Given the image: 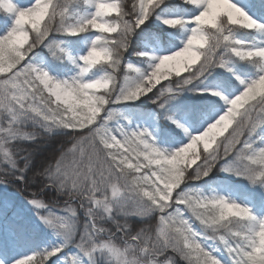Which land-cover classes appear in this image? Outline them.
Returning <instances> with one entry per match:
<instances>
[{
	"label": "snow or ice",
	"instance_id": "6c2138e0",
	"mask_svg": "<svg viewBox=\"0 0 264 264\" xmlns=\"http://www.w3.org/2000/svg\"><path fill=\"white\" fill-rule=\"evenodd\" d=\"M0 16V264H264V0Z\"/></svg>",
	"mask_w": 264,
	"mask_h": 264
},
{
	"label": "trees",
	"instance_id": "16d2710c",
	"mask_svg": "<svg viewBox=\"0 0 264 264\" xmlns=\"http://www.w3.org/2000/svg\"><path fill=\"white\" fill-rule=\"evenodd\" d=\"M4 19V17L3 16H0V21H2ZM1 25V24H0ZM1 27V26H0ZM155 106H153V105H146V106H144V108H143V111H150V110H152L153 108H154ZM54 147V146H53ZM52 150V148L50 147L49 148V151H51ZM11 191H15L14 189H12ZM19 195V194H18ZM20 196V195H19ZM22 198V197H21Z\"/></svg>",
	"mask_w": 264,
	"mask_h": 264
},
{
	"label": "rangeland",
	"instance_id": "374dc122",
	"mask_svg": "<svg viewBox=\"0 0 264 264\" xmlns=\"http://www.w3.org/2000/svg\"><path fill=\"white\" fill-rule=\"evenodd\" d=\"M3 32H4V27H3V25L1 26V29H0V34H3ZM12 193H14L15 195H16V197H17V199H22L19 195H18V193H15V191H11Z\"/></svg>",
	"mask_w": 264,
	"mask_h": 264
}]
</instances>
